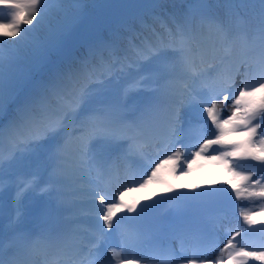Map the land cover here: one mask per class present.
Listing matches in <instances>:
<instances>
[{
    "label": "snow or ice",
    "instance_id": "snow-or-ice-1",
    "mask_svg": "<svg viewBox=\"0 0 264 264\" xmlns=\"http://www.w3.org/2000/svg\"><path fill=\"white\" fill-rule=\"evenodd\" d=\"M63 2L0 0V6L8 10V15L0 18V29L5 30L0 31V37L7 38L0 40V116L5 112L6 101L11 98L4 71L5 53H8L10 62H14L21 53L25 56L36 55L52 47L59 36L76 22L87 0H69L75 11L66 13L52 28L49 25V5ZM260 2L264 5V0ZM153 19L154 23L165 28L167 39L151 26L144 25L151 36L140 39L139 43L130 40L128 48L124 50L114 44H103L93 50L91 59H85L77 73L62 77L58 86L51 91L45 90L38 105L29 102L19 109L18 117L11 121L9 127V137L14 147L7 156L0 151V195L8 188L16 190L13 198L14 228L26 212L25 195L37 189L41 194L51 191V185H41L36 174L25 176L20 173V169L31 166V162L24 158L26 153L43 152L53 169L52 176L59 179L58 172L69 176L74 171L85 169L89 162L86 159L89 156L88 143L94 136L101 135L127 144L118 159L127 162L124 176L134 186L127 187L118 195H110L96 188L88 192L97 227L89 237L92 245L89 256L94 257L89 264H138L139 261L153 259L140 253L137 246L139 234L131 227H121L126 217L120 214L135 213V217H138L144 210L143 207L138 208L141 200H149L158 193L200 188V184H182L180 181L206 163L219 165L226 173L227 179L223 183L231 188L237 201L264 200V8L258 25V55L245 56L227 67L222 65V60L215 62L206 58L207 53L200 49L196 31L189 19L181 23L173 18L174 31L168 29L167 22L161 17ZM203 19L209 24L215 23L210 17ZM22 25H31V28ZM217 35L220 49L225 53L240 39L231 37L230 32L224 29H218ZM5 44L8 45L7 49ZM168 50L172 52L170 64L162 59L167 57ZM144 62L153 64V69L132 81L123 89V94L155 85L154 90L162 92L163 99L157 97L141 111L152 112L164 103L165 140L173 144L189 141L183 150L177 147L174 152L164 154L158 160H148L145 147L150 142L155 144L160 140L148 135L142 125H126L128 135L125 137L111 134V129L121 123L120 113L124 105L105 95L113 81H118L132 67L140 71ZM161 63L165 64L167 70H161ZM237 78L241 81L239 87L236 86ZM189 80L193 84L199 82L200 87H192ZM98 97L101 99L97 100ZM184 108H190L195 117V122L189 121L187 126L184 124ZM77 132L79 135L75 134ZM3 138L4 132L0 129V144ZM70 144L76 146V169L70 166L67 156ZM133 157L144 161V164L134 165ZM111 171L109 169L110 174ZM116 179H119L118 169ZM201 183L211 185L216 181ZM147 189L152 190L146 196L135 200L125 199L129 192ZM2 212L0 200V215ZM256 215L258 213L242 211V223L237 222L235 227L225 229L221 225L219 230L212 233L194 231L188 240L191 251L184 246L182 238L181 250L177 252L173 249L160 254L157 264H175L176 260L183 261V264H248L249 258L264 261V245H261V249L250 250L245 241L249 233L255 230ZM135 217L130 215L127 218ZM260 223L264 224V221ZM221 231L225 240L222 247L217 239ZM113 236L119 243L110 246L108 257H96L99 248ZM4 247V241L0 239V264H14L13 260L3 258Z\"/></svg>",
    "mask_w": 264,
    "mask_h": 264
},
{
    "label": "rangeland",
    "instance_id": "rangeland-1",
    "mask_svg": "<svg viewBox=\"0 0 264 264\" xmlns=\"http://www.w3.org/2000/svg\"><path fill=\"white\" fill-rule=\"evenodd\" d=\"M61 4L52 3L49 5V12L53 10H57L60 7L65 8V2ZM98 2L97 10H101L99 14L101 17L98 19L99 15L93 17L94 19L88 18L93 12H87L82 8L78 14V18L75 23H73L67 31H65L62 35L59 36L56 43L47 48L44 52L36 54L40 59V64L35 63L33 55L25 56L23 53L20 54L18 60L24 66V68H19L15 65L14 62H10L9 58L5 54L4 61V71L6 75V82L9 87L15 86L17 87V91H11L10 100L6 101V109L2 116H0V129L4 132V139H6L7 145L10 149L14 147L10 137H9V127L10 123L13 119L17 118L19 115V109L22 108L26 103L35 102L37 105L39 104L41 98L43 97L45 90L51 91L56 88L62 77H68L78 72L82 62L85 59H91L90 53L99 48L101 45L105 44H114L119 46L123 41L125 44L123 46V50L128 48V36H136L137 38L142 39L140 37L141 33L144 36H151V32H149L148 28L146 31H142V25H149L154 28L156 33H159L164 39H167V35L165 32V28L161 27L159 23H154V17H161L162 20L167 22V27L170 30H175V24L172 23V19L175 18L177 22L183 23L186 19H189L196 31L197 39L199 41V46L201 47V39L205 40L208 37L212 36L215 38L217 35L218 29H224L227 32H230L231 37H240L237 39L234 44L231 45L233 51L237 52V57L234 58L232 56V61L230 63H235L239 59H241V54L239 51V47L245 45L246 48H249L250 57L256 56L260 50V39L257 42V46H254V42L252 39L254 37L259 38L258 25L260 22H257L255 19L248 18L246 16H241L238 13H220L217 11L215 5L212 1H196L192 4H181L176 8L169 7L168 11L164 5H167L165 0H145L144 4H138L135 8H130L132 4L138 2V0H96ZM205 9L209 11L211 14H207L210 18H212L215 23L209 24L207 20L200 18V10ZM71 12H74V8L71 9ZM199 14V15H198ZM8 15V10L4 8H0V18L6 17ZM103 15L110 16L109 20H112V23L109 25L107 22L99 24V21ZM116 15H121L122 18L116 17ZM126 15L124 18L123 16ZM50 16V14H49ZM137 17H141V22L137 20ZM50 18V17H49ZM119 21H116L119 19ZM90 20V21H89ZM35 23V21H33ZM24 28H31V25H22ZM127 27V28H126ZM0 31H5L4 29H0ZM7 39V38H5ZM126 43H125V42ZM214 39H212V42ZM252 41V42H251ZM214 44V43H212ZM216 45L219 44V39L215 42ZM167 54L171 56L172 52L168 51ZM214 61V60H213ZM153 64H149L147 62L143 63V67L140 71L134 67V72L136 73L130 75V78L139 79V76L144 75L143 73L149 72L153 69ZM161 68V64L159 65ZM139 73H141L139 75ZM127 74V73H126ZM237 87L240 86V83L236 84ZM107 96V93L105 94ZM101 98L98 97L97 100ZM184 113V124L187 126L189 121L188 118H195L194 113L191 112L186 115V108L183 110ZM227 113L225 112V115ZM74 127V126H73ZM186 140L177 142L175 144L172 143V146L165 151V154H171L174 152L177 147L181 149L184 148ZM95 150L97 164L96 167L90 168L92 172V181L96 183V172L99 171L98 167L107 159L110 160H120L118 157L113 156L110 153V143L108 139L104 136L97 135L92 138L88 143V151ZM69 150V147H68ZM70 153V150H69ZM27 154V153H26ZM41 155V151L37 150V153H33L30 155V158L34 156L39 157ZM146 157L148 160L152 159H160L163 156L148 154L146 152ZM71 156V154H70ZM74 158H70L68 156L69 164L73 162ZM124 163L126 161L120 160ZM133 162L137 164H144V161H139L137 158L133 157ZM111 163L105 165V167L109 166ZM105 171V168H104ZM59 178H61L60 174ZM64 174V173H63ZM194 178L198 180V183H194L191 179ZM107 179V177H106ZM227 179L226 173H224L219 165H214L212 163H206L204 167L194 170L189 173L187 176L183 177L180 181L182 184H200L199 182L205 181H216L215 184H200L201 187L197 189H203V186H206L208 189H215V191H198L201 195H205V198L202 199L207 202H215L219 204L221 207H224L227 202L230 203L236 202L237 211L234 215H223V217L216 218L211 221V225H208L210 229V233L214 230H219L221 225L225 226V229L235 227L237 222L241 221L240 213L242 211H249L258 214H264V200L256 199L255 201H250L248 199L237 201L235 196H232V190L228 185L223 183V180ZM108 182V186L106 190H112V182ZM106 182V183H107ZM115 184V183H114ZM134 185L129 184L128 186H123L116 190L117 194L119 192L125 191L127 187H132ZM98 187H100L98 185ZM225 188L228 193H220L218 189ZM148 190H140L129 192L125 197L126 200H130L133 195H148ZM222 194H227V198H218ZM176 206L172 204L170 209L166 215V220L171 221ZM226 209L225 207L223 208ZM11 242L6 243V248L9 246L14 247L19 241L14 238L12 235L10 236ZM219 240L220 247L223 246L225 242L223 232H219L217 236ZM239 239V238H238ZM107 241V240H106ZM105 241V242H106ZM246 243L249 245L250 250L261 249V245H264V241L260 239L255 242L252 235H248L245 238ZM111 243V242H110ZM119 242H114L111 246L118 244ZM105 243L99 248V251L96 253V257L104 256L108 257L109 251L105 248ZM138 249L141 252L142 247L138 244ZM15 248V247H14ZM186 248H190L187 246ZM16 249V248H15ZM264 250V249H262ZM95 251V250H94ZM180 251V250H179ZM190 254V252H189ZM152 264V263H149ZM177 264H183V261H178ZM248 264H264V261H257L254 258H249Z\"/></svg>",
    "mask_w": 264,
    "mask_h": 264
},
{
    "label": "bare ground",
    "instance_id": "bare-ground-1",
    "mask_svg": "<svg viewBox=\"0 0 264 264\" xmlns=\"http://www.w3.org/2000/svg\"><path fill=\"white\" fill-rule=\"evenodd\" d=\"M2 39H5V38L0 37V40H2ZM212 39H215V38L210 36L205 40L201 39L202 44H201L200 49L207 53L206 58L209 60H211V59H215L217 61L222 60V65L225 67L232 65V63L227 62V58H223V56L221 58L219 57V46H216L215 41L212 42ZM212 43H214V44H212ZM237 55H238L237 52L233 51L232 56L234 58H236ZM236 82L241 83L240 78H237ZM196 84H197V88H199L200 87L199 82H196ZM165 126H166V124H165ZM165 128L166 127L163 128L162 126L158 125L157 129H155L153 135L156 136L157 138H159V140H160V133H162L164 130H166ZM145 132L151 136L150 133H153V128L150 129L149 127H146ZM76 135H79V133L77 132ZM160 143H161V141L159 143H157L158 146L162 149V151L159 152V154H163L164 151H166L168 146L167 147L162 146ZM158 146L156 145V143L153 144L150 142L146 145V148H150V149L155 150V147H158ZM75 149H76V146H75V144H73L71 146V152H72V158H74V160L70 165L73 169H76L77 165H78V158H77ZM108 163H111V164L109 166L105 167V165ZM132 163L134 165L137 164L136 162L135 163L133 162V159H132ZM88 165H89L88 163L85 165V169L83 171H79V170L74 171L69 176H66L63 173L60 174L61 178L64 179V181H63L64 185L62 188H59L58 190H56V192H58V193H57L56 197L54 198V201L60 205H63L64 206L63 208L70 212L69 220L73 224V229L71 230L72 232H70V234L68 236V241L70 243L65 248V251L75 250L77 244L79 243V240H80V242H83L84 244L89 243V241L86 242V241H82L80 239V237L82 235V233H81L82 230H79V229H85V227H84L85 224L86 225H88L89 223H95L96 224V218L94 215L93 203L90 199V196L88 195L90 188L94 187L93 182L91 180L92 172L90 170H88V168H87ZM125 165H126V163H124L120 160L115 161V160L107 159V161H104L103 163H101L99 165L98 169H99L100 177H98L97 179H99L101 177H107V180L109 182L113 181L111 183L112 185L114 183H116V184L120 183L122 186L127 185V184H129L130 180L125 179V176H124ZM101 167H103V168H101ZM104 168H105V171H104ZM45 169H47V168L44 166V170ZM109 169L112 170L111 174L109 173ZM117 169H118V175H119L118 180L116 179ZM102 189L104 190V188H102ZM159 195H160V197L162 196V194H159ZM85 197H89L90 201H89V199H87ZM221 197L225 198L226 195H221ZM40 202H41L40 198L34 197L33 201H32V206H30L27 203L26 199L24 198V206L26 208V212L22 218H24L26 213L28 212L30 215V222H32L33 218L36 216L35 209L41 206ZM157 202H155V203H157ZM143 209H146V208H143ZM204 210H207V208ZM7 212H9L8 209H7ZM124 214L125 213H121L120 215L124 216ZM14 216H15V214H14ZM14 216L12 218H14ZM100 223H102V221ZM21 225L24 226L25 224H21ZM123 225L124 224L121 223V227ZM190 226H192V225H190ZM180 227H185L184 222L181 223ZM175 228H176V226H175ZM86 232L87 231L85 230V232H83V233H86ZM90 236H91V234L88 237H90ZM142 239L151 240V239H148L146 237H143ZM88 240H89V238H88ZM109 241L111 242V244H114L115 241L119 242L115 236L110 237ZM36 242H37V245L35 247L32 246L30 248L31 250L29 249L30 251H26L24 248L15 245L14 247L16 248V250H15V257L16 258L13 260L14 264H20V263L25 264V260L27 262H29L30 264H38L37 262H39V261H37V262L30 261V259H33V258H30V257H33V255H35V256L41 255L38 252L41 239L38 238L36 240ZM88 245H90V243ZM85 248L86 247L84 246L82 249H85ZM151 253H152V251L149 248L148 250H146L145 256H149V255H151ZM79 254H81V252ZM17 255H19L21 258L18 259ZM13 256L14 255H12V257ZM88 256H89V254H88ZM7 261H8V259H7ZM146 263H147L146 260H144V262L142 264H146Z\"/></svg>",
    "mask_w": 264,
    "mask_h": 264
},
{
    "label": "trees",
    "instance_id": "trees-1",
    "mask_svg": "<svg viewBox=\"0 0 264 264\" xmlns=\"http://www.w3.org/2000/svg\"><path fill=\"white\" fill-rule=\"evenodd\" d=\"M230 2H228L227 4H226V8H228L229 6H230ZM237 10H239V11H241V12H247V13H249V11L251 12V8H248V7H246V4L245 3H243V4H237ZM249 10V11H248ZM63 19V14L62 13H60V12H57V13H51L50 14V18H49V25L52 27V28H55L56 27V25H57V23L59 22V21H61ZM44 31H46V29L44 30ZM44 33H43V31L41 32V35H43Z\"/></svg>",
    "mask_w": 264,
    "mask_h": 264
}]
</instances>
